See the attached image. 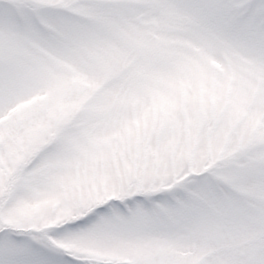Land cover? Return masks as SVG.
<instances>
[{
	"label": "snow or ice",
	"instance_id": "obj_1",
	"mask_svg": "<svg viewBox=\"0 0 264 264\" xmlns=\"http://www.w3.org/2000/svg\"><path fill=\"white\" fill-rule=\"evenodd\" d=\"M0 264H264V0H0Z\"/></svg>",
	"mask_w": 264,
	"mask_h": 264
}]
</instances>
